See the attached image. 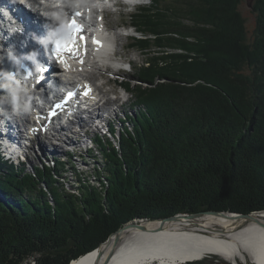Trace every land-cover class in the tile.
<instances>
[{
	"label": "trees",
	"instance_id": "trees-1",
	"mask_svg": "<svg viewBox=\"0 0 264 264\" xmlns=\"http://www.w3.org/2000/svg\"><path fill=\"white\" fill-rule=\"evenodd\" d=\"M239 3L137 7L129 47L145 59L119 83L135 112L115 143L97 136L100 186L77 177L68 193L61 161L24 172L0 157V264H69L135 218L264 210V0L249 37Z\"/></svg>",
	"mask_w": 264,
	"mask_h": 264
},
{
	"label": "bare ground",
	"instance_id": "bare-ground-1",
	"mask_svg": "<svg viewBox=\"0 0 264 264\" xmlns=\"http://www.w3.org/2000/svg\"><path fill=\"white\" fill-rule=\"evenodd\" d=\"M56 6L64 7V10H70L72 4L71 2L67 3L66 0H44V5L37 6L36 8L41 11V9H53ZM74 10L72 9L70 12ZM45 14L48 16V13L45 12ZM48 18V24H52V26L58 24L56 22L59 19L55 18L52 13ZM3 21L4 17L0 15V22ZM0 36L6 42H9L13 37L17 38L15 43H12L15 54L25 55L26 52L23 48L24 44L21 33L9 35L6 29H0ZM112 42L108 38L101 37L99 45L95 47L97 56L95 59L97 60L96 63L108 53L106 51L108 44H115ZM37 57H40L38 61H44V57H41V55ZM50 68H52L49 72L51 73L50 76L54 77L58 82H64V79L60 75L64 70L55 61ZM81 74H74L71 77L68 75L70 79H73L69 84H75V78L81 77ZM82 80L85 81V84L87 82L90 84L87 79L82 78ZM82 80L79 81L82 82ZM88 87L92 89V86L88 85ZM96 89H92L94 91L93 99H97L100 95ZM108 104L107 100L104 103L92 104L87 110V113H89L88 116H92L101 106H107ZM80 119H83V117H80ZM16 122L25 124V122L29 123L30 119L26 117L9 121V126L13 131L10 135L1 133V137L7 139L11 144H17L19 146V141L17 142L16 140L18 138V131L15 130ZM24 124H20V126ZM67 127L70 130H75L67 125L61 126L59 131L63 132L60 133V139L64 140L69 138V136L64 135ZM21 129L24 130L23 126H21ZM69 139L73 140L72 138ZM44 143L45 141H41L39 148L45 147ZM25 145V142H21L20 149L24 148ZM55 151L59 152L57 145L54 146ZM262 214H264V211L254 215L252 218L246 219V222L252 219L256 221H249L247 223L241 217L208 213L194 218L181 216L163 222H142L143 229L135 226H127L112 235L113 238L111 236L109 240L103 242L93 251L71 260L69 264H103L108 254H111V257L106 264H178L190 259H200L204 253L210 252L219 254L232 261H235L237 257L244 259L246 257L245 252H249L253 262L264 264V219L260 220L259 218V215ZM116 235L118 236V240L120 237V240L114 243Z\"/></svg>",
	"mask_w": 264,
	"mask_h": 264
},
{
	"label": "rangeland",
	"instance_id": "rangeland-1",
	"mask_svg": "<svg viewBox=\"0 0 264 264\" xmlns=\"http://www.w3.org/2000/svg\"><path fill=\"white\" fill-rule=\"evenodd\" d=\"M141 1L144 2V4L138 6H149L151 4V0H141ZM253 3L254 0H240V3L238 5V10L243 18L244 26L247 32L246 34L248 37L251 36L255 26V11L253 10L252 7ZM137 7L132 8V7H125L124 5H122L117 9V12L108 14L105 17V21H104V23H106L105 26L107 25V28L110 27L111 33L113 35L117 34V40L115 45L117 46L116 49L118 55L115 57V61H118V63L119 61H123L124 64H122V66L126 68H128V64H127L128 61L130 62L131 66L133 65L136 66L139 63H142L143 60L145 59V56L141 54L138 50H136L135 48H130L128 46L132 41L131 37L133 35L131 34L133 30L128 27L130 25V15H132L135 12ZM129 10L132 11L128 12ZM127 32H129L131 36L124 35ZM84 69L86 70L85 73H87V74H81L85 76L84 79H87L90 82V84H92L94 89L97 88L96 90L100 94H102L101 95L102 98L106 99L108 103L109 101H114L115 104L108 106L110 107L109 115L105 116L106 113L104 111H100L101 123L97 124L96 122L93 121L91 122V120L87 121L88 124H90V126L88 127L89 128L88 131L84 132V130H81L80 134L78 133L75 124L67 125L70 126V128L72 127V129H75V130H70L68 129L69 127H67L65 130V132L69 130L68 132L74 134L72 136L69 135V138H72L73 140L69 138L64 140L60 139V133L63 131L56 132L55 134H53L54 141H48L47 143L45 142L44 143L45 147L42 148H39V144L38 146L34 145V147L29 150L28 155H26V158L29 156L28 159L25 160L23 163L22 162L20 163L22 164L20 166L23 167L24 172H34L36 171L37 168H40L42 164H46V165H50L51 167H54L55 162L61 161L64 164V169L62 172V177L58 175L56 176L58 180L57 186L59 187L58 189L63 187L64 191L68 193H78L79 183L77 177L78 179L81 178V180L84 179L92 186H96V187L100 186L99 180H103L101 173V169L103 168V157L99 153L100 148L98 146L97 136H100L101 139H103L102 141L106 140L105 138L108 137L110 140H112L113 143H115L117 140V136L119 135L118 133L119 130L123 129L124 126H127L129 124L128 116H130L131 113L135 112V109L130 111L131 108L130 94L125 92L119 86V83H121L123 80L131 78L134 75L133 70H126L125 72L124 71L113 72L110 69L109 70L105 69L103 65L100 66L99 64H96L94 66L88 65L84 67ZM77 71H79V69ZM117 104L119 105L121 104V107H116ZM128 128H130V125H128ZM55 145L58 146L59 152L56 151L54 152ZM7 161L8 163L10 162V164L13 165L15 168L20 167L18 166L19 161L17 160V158H16V162H13L12 160H7ZM48 198L50 201L49 195ZM0 199L4 200L1 191H0ZM50 202L52 203V201ZM183 214H188V213H183ZM202 214H206V213H202ZM202 214H200L199 216H201ZM263 216L264 214L259 215L260 220L264 219ZM148 221L150 220L135 218L134 220H131L129 222L144 223ZM249 221L256 222L253 219ZM247 222L245 219V223ZM245 255L246 257L244 259L237 257L236 258L237 260L235 259V261H232L220 256L219 254L217 255L216 253L210 252V253H204L202 258L200 259L198 258L190 259L178 264H232V263L257 264L253 262V260L250 258L249 252H245ZM22 264H35V263L34 260L32 259L30 260L26 259Z\"/></svg>",
	"mask_w": 264,
	"mask_h": 264
},
{
	"label": "clouds",
	"instance_id": "clouds-1",
	"mask_svg": "<svg viewBox=\"0 0 264 264\" xmlns=\"http://www.w3.org/2000/svg\"><path fill=\"white\" fill-rule=\"evenodd\" d=\"M10 2H19L26 8L37 11V8L33 7L32 0H10ZM0 15L4 17V21L0 22V29H6L9 35L23 31L22 26L15 21L7 8L0 7ZM54 34L53 32L52 35ZM42 43L47 44V41H42ZM0 51L4 53L3 56H0V63L6 57L16 68L15 72L0 68V132H6V122L28 117L37 103L43 106L44 99L43 93L34 88L33 81L25 79V75L21 73L25 60L31 62L34 69L38 70L37 53L32 51L19 57L12 49L5 50L2 46H0ZM0 145L4 146L0 149V155L16 162V158L20 154V147L11 144L7 139L0 140Z\"/></svg>",
	"mask_w": 264,
	"mask_h": 264
},
{
	"label": "water",
	"instance_id": "water-1",
	"mask_svg": "<svg viewBox=\"0 0 264 264\" xmlns=\"http://www.w3.org/2000/svg\"><path fill=\"white\" fill-rule=\"evenodd\" d=\"M262 211H264V210H262ZM262 211H257V212H253V213H250V214H242V213H233V212H223V211H211V210H208V211H202V212L190 213V214H177V215H173V216H167V217H163V218H158V219L153 220V221L163 222L165 220L175 219V218H178V217H181V216H184V217H187V218H193V217L199 216L202 213H208V214H214V215H217V214H219V215H230V216H234V217H241V218H244V219H248V218L254 217V215H256V214H258V213H260ZM127 226H135V227H139L140 229L144 228L141 222L140 223L129 222L126 225H124L123 227H121L117 232H119L120 230H122L123 228H125ZM117 232H115L114 234H116ZM114 234H112V235H114ZM111 236H109L107 238V240H109ZM117 241H118V236L116 235L115 239H114V243L117 242ZM110 257H111V254H108L106 256V258L104 259L103 264H106Z\"/></svg>",
	"mask_w": 264,
	"mask_h": 264
},
{
	"label": "snow or ice",
	"instance_id": "snow-or-ice-1",
	"mask_svg": "<svg viewBox=\"0 0 264 264\" xmlns=\"http://www.w3.org/2000/svg\"><path fill=\"white\" fill-rule=\"evenodd\" d=\"M72 27H76V25H72ZM94 43H98L97 41H94ZM55 51L57 52V53H59V51H60V43L59 42H57V44H56V49H55Z\"/></svg>",
	"mask_w": 264,
	"mask_h": 264
}]
</instances>
